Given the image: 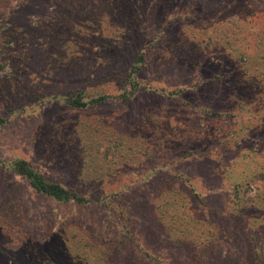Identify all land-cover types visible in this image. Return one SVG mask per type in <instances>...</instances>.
<instances>
[{
  "label": "rangeland",
  "instance_id": "obj_1",
  "mask_svg": "<svg viewBox=\"0 0 264 264\" xmlns=\"http://www.w3.org/2000/svg\"><path fill=\"white\" fill-rule=\"evenodd\" d=\"M139 54V89L124 99ZM70 90L111 99L89 110L52 99ZM177 90L179 100L166 98ZM10 108L22 115L0 130L5 162L25 159L81 192L124 193L109 221V200L103 213L35 200L23 179L0 168V205L21 202L33 218L46 211L30 237L68 223L79 234L92 227L107 244L126 226L132 235L114 264H264L256 202L264 176L248 179L246 215L231 202L245 174L264 175V0H0V118ZM60 133L74 152H94L84 139L101 140L99 152L110 148L107 174L90 176L89 160L79 169L74 153L63 165L53 139ZM30 254L0 233V264H32Z\"/></svg>",
  "mask_w": 264,
  "mask_h": 264
},
{
  "label": "trees",
  "instance_id": "obj_2",
  "mask_svg": "<svg viewBox=\"0 0 264 264\" xmlns=\"http://www.w3.org/2000/svg\"><path fill=\"white\" fill-rule=\"evenodd\" d=\"M137 10L138 9H136L137 13H134L135 15L133 16L135 19L140 16ZM226 44L231 46L229 42ZM143 64L144 57L142 54H139L133 61L129 75L126 77V87L128 89L121 94L124 99H128L129 95L135 94L139 89V81L137 77ZM163 91L165 90H162V92ZM178 94H180L179 90H177V92H166L165 96L168 99L177 101L181 97H178ZM52 99H55L56 103L58 102L59 104H62L63 107L69 109L89 110L100 104H104L111 99V97L102 94H90L84 90H70L66 95L53 96ZM13 115L20 116L22 114L21 111H14L13 108H10L7 117L0 118V130L7 122V119ZM260 121L262 122L261 125H264V115L261 116ZM247 127L250 129H257V126L249 125ZM262 128L264 127L262 126ZM53 139H56V147L61 151L60 153L62 154V157L60 159L63 165L69 166V158L74 153L77 159L82 161L81 168L79 169L84 167L82 165H84V162L88 159L89 163L92 165V169L88 168L90 176L99 178L107 174L103 164L109 155L110 148L108 147L103 153L99 152V147L102 143L101 140L90 139L89 141H86L84 139L85 142L84 144L82 143L81 147L87 148L94 146L95 148L94 152H89L87 154L85 149H79L74 152L76 144L69 139V136H64L60 133ZM75 139L77 146L80 147L81 140H78L77 137ZM85 154H87V158H85ZM101 154L102 157L99 156ZM97 160H99L98 162H100L101 168H99V164L96 162ZM238 161L239 160L234 158L232 164L237 163ZM90 164H88V166ZM72 165H74V163H72ZM0 168L6 169L11 175L19 176L23 179L35 200H41L56 206H88V208H97L100 213H103L104 209V206L101 205V201L109 200L112 203L111 209L108 211L109 221L114 220L122 209L118 203L122 202L124 199L122 196V194H124L123 192L120 194L111 190H98L95 192L93 189L89 191L85 189L83 190L85 192H81L79 189H76V187H69L59 180L45 176L25 159H12L5 162L0 157ZM226 171H228V167H226ZM258 175H261L262 178L264 176L260 168L253 169L249 177L247 173L245 174L246 178H243L242 181L234 184L231 202L234 206L233 212L235 215H246L245 212L249 209L248 204L251 203V200L246 197V193L250 186L248 179L251 176L256 178ZM127 189H131L130 186H128ZM191 192L195 198L200 200L197 192L193 188ZM117 200L119 201L117 202ZM256 202L263 205V208L258 209L260 215L264 216V195L262 196L260 191L257 194ZM126 205V210L132 209L130 204ZM45 212L46 211L43 209H39L37 212L38 214L33 218L28 216L26 207L21 202L19 204V202L11 200L10 202L0 205V233L4 235L6 239L17 243V245H24V247L27 245L28 251L33 258L32 264H114L112 261L113 258H115V253L121 251V248H119L120 244H124L132 235L130 229L126 226H121L119 229L120 241L111 240L109 243L104 244L101 243L100 238L92 227H88V231H84L85 234H79V232L75 231L73 227V231H70L69 229L71 226H69L68 223H61L55 235L42 237L40 234H35V236L30 237V231L33 230L34 227H38L39 223H41L40 218L45 216ZM104 212H106V210H104ZM41 219L44 221V218ZM262 221L264 222V220ZM22 230H24L23 235H21ZM144 255L148 257L150 261L155 259L150 257L147 253H144ZM203 256L204 255H202L201 258H204ZM155 264H160V261L156 259Z\"/></svg>",
  "mask_w": 264,
  "mask_h": 264
}]
</instances>
